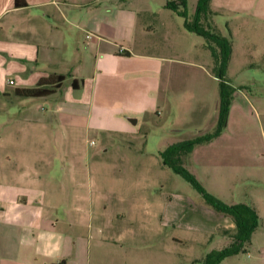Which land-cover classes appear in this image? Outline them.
<instances>
[{"label": "rangeland", "instance_id": "374dc122", "mask_svg": "<svg viewBox=\"0 0 264 264\" xmlns=\"http://www.w3.org/2000/svg\"><path fill=\"white\" fill-rule=\"evenodd\" d=\"M185 1L187 5L181 0H102L104 10L112 8L113 15L121 5L136 10L135 28H117L130 37L125 42L134 51L156 56L158 70L133 65L129 71L131 90L139 98L146 87L144 76L159 82L150 95L154 108L115 113L105 96L85 106L71 95L86 96L90 86L77 90L72 81L49 97L0 95V185H18L22 169L37 170L46 204L62 207L61 212L48 210L54 220L72 223L77 238L99 235L102 226L103 237L123 239L121 259L134 256L136 264H200L195 259L228 241L221 231L213 236L192 227L194 216L206 215L213 207L192 181L165 163L164 156L171 145L204 139L218 129L221 83L231 86L226 125L219 135L183 155L178 165L231 205L246 197L252 186L255 171L250 165L264 161V122L259 117L264 105L257 102L264 100V0H211L199 18L200 0ZM170 2L187 15L168 7ZM149 6L156 19L149 17ZM70 9L78 14L74 5ZM37 13L27 10L5 21L29 26ZM194 21L231 40L224 75L213 55V48L221 51V45L190 30L187 22ZM84 43L83 34L79 43L71 38L68 50L74 60L87 57ZM89 52L93 62L95 52ZM75 68L80 72V63ZM92 70L90 65L87 73ZM8 88L13 93V87ZM95 90L98 97L97 86ZM4 203L0 197V209ZM2 217L0 210V225ZM259 231L264 233V228ZM253 253L250 248L222 264H247Z\"/></svg>", "mask_w": 264, "mask_h": 264}, {"label": "crops", "instance_id": "0c3cea01", "mask_svg": "<svg viewBox=\"0 0 264 264\" xmlns=\"http://www.w3.org/2000/svg\"><path fill=\"white\" fill-rule=\"evenodd\" d=\"M25 1L27 5L17 7L16 0H0V95L12 97L16 95L17 88L34 87L44 78L63 74L66 78L56 93L63 89L66 81L76 78L82 81L77 90H87L89 86L91 89L86 96L71 95L72 100L85 106H91L93 100L97 102L101 97H106L111 101V109L115 113H143L155 107V98L150 95L159 82L155 77L144 76L146 87L139 98L131 90L132 75H129V71L133 65L141 70H158L156 56L134 51L130 44H126L130 37L123 30L120 31V27L117 28L120 24L135 28L138 22L136 10L121 5L113 15L112 8L106 6L104 10L102 0ZM71 5L77 8L78 14L72 15ZM33 9L38 13L31 19L34 23L29 26L12 19L5 21L8 16L12 18L13 15ZM147 11L151 19H156L157 13L152 12L151 7ZM257 12L258 15L263 14L262 10ZM80 34L84 37L85 46L82 49L87 57L77 61L72 58L68 47L71 38L80 42ZM87 45L89 50H86ZM121 47L130 55L122 54ZM90 48L95 52L93 62ZM135 58L139 60L132 63ZM78 63L80 72L75 68ZM90 65L93 66V72L88 74ZM11 80L14 83H10ZM85 81H91V85ZM9 86L13 87V93ZM257 102L264 105L263 99ZM259 117L264 122V110H259ZM242 166L248 165L232 164L231 167ZM250 167L255 171L250 177L252 186L247 196L234 204L252 206L258 213L259 221L264 222V161L251 164ZM22 171L18 185H0V197L5 202L0 209L3 216L0 225V264H136L134 256L121 259L119 254L125 246L123 239L115 235L103 237L100 234L104 229L102 226L99 227V235L87 237L84 233L77 238L72 233L75 230L72 223L63 224L54 220L48 210L61 212L62 207L46 204V191L37 184L42 181V175L37 170ZM206 213L194 216L192 227L210 232L213 236L220 231L225 234V230H236L237 225L232 216L209 208ZM105 227L113 230L112 226ZM261 228H264V224L260 223L252 236L250 248L255 253L247 264H264V233H259Z\"/></svg>", "mask_w": 264, "mask_h": 264}, {"label": "trees", "instance_id": "16d2710c", "mask_svg": "<svg viewBox=\"0 0 264 264\" xmlns=\"http://www.w3.org/2000/svg\"><path fill=\"white\" fill-rule=\"evenodd\" d=\"M211 0H200L198 4L197 15L198 18L201 16L203 12L209 10ZM182 4L187 5L185 0H181ZM27 5L25 0H16V6H25ZM168 7L174 8L176 11L181 13L182 15H187L185 11H180L178 6L174 3H168ZM187 27L190 30L196 31L199 34L206 36L208 39H215L222 47L221 51L213 48V55L215 57L216 64L220 66L219 72L221 75H224L225 70L228 65V60L231 54L232 42L229 38L220 36L208 29L204 28L199 21L187 22ZM124 54L130 55L128 51ZM66 76L63 74L52 75L48 78H44L39 83L30 88H17L15 94L22 97H48L63 86V82ZM82 81H78V79L74 78L72 81V86L74 89L80 88V83ZM222 88V96H221V117H220V126L218 129L207 135L206 138H199L195 140H190L186 142H182L179 144L171 145L165 152V163L172 166L177 172L182 173L186 176L190 181H192L198 189L201 191L204 196L206 202L210 204L214 210L217 212L223 213L225 215L232 216L236 222V230L230 232L225 230V235L228 238L227 243L222 248H215L209 253H207L203 258L195 259L194 262L200 264H222V262L235 254L248 252L251 244H252V236L254 232L259 228L260 221L259 216L256 210L245 203L239 204H227L219 198L209 192H207L197 178L191 174L185 168H182L178 165V162L181 161L183 155L191 152L194 147L202 143L203 140H210L215 136L219 135L222 132L223 126L226 125L229 108L231 104V96H230V88L231 86L227 83H221Z\"/></svg>", "mask_w": 264, "mask_h": 264}, {"label": "built area", "instance_id": "2783aa9c", "mask_svg": "<svg viewBox=\"0 0 264 264\" xmlns=\"http://www.w3.org/2000/svg\"><path fill=\"white\" fill-rule=\"evenodd\" d=\"M120 52L121 53H124V52H126V49L124 48V47H121V50H120ZM10 83H14V81L13 80H11L10 81ZM93 143V142H92Z\"/></svg>", "mask_w": 264, "mask_h": 264}, {"label": "water", "instance_id": "95a60500", "mask_svg": "<svg viewBox=\"0 0 264 264\" xmlns=\"http://www.w3.org/2000/svg\"><path fill=\"white\" fill-rule=\"evenodd\" d=\"M130 121L133 123H137L138 120L136 118H130Z\"/></svg>", "mask_w": 264, "mask_h": 264}]
</instances>
